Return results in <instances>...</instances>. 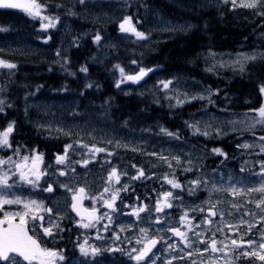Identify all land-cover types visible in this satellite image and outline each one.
I'll return each mask as SVG.
<instances>
[{"label":"snow or ice","instance_id":"snow-or-ice-1","mask_svg":"<svg viewBox=\"0 0 264 264\" xmlns=\"http://www.w3.org/2000/svg\"><path fill=\"white\" fill-rule=\"evenodd\" d=\"M218 2L233 12L247 11L264 26V0ZM119 3L122 15L108 17L104 13V16L118 33L134 38L136 42L150 40L153 31L175 33L194 27L187 21L177 23L166 18L144 0H119ZM76 4L84 9L83 13L73 10ZM137 5L144 8L143 15L139 8L131 11ZM54 6L63 8L66 15L62 18L49 13L52 7L49 0H0V8L18 9L31 20H38V38L45 42L55 35L47 33L52 29L59 30L61 24L65 35L70 34V25L65 23L68 17L84 18L90 8L111 7V4L106 0H96V3L75 0L73 8L61 3ZM91 15L93 20L97 19L95 13ZM150 22L154 27L145 30V25ZM7 31V28H0V32ZM87 35L89 33L84 32L72 36L69 47L80 45L81 38ZM107 39L100 29L91 35V43L98 51L101 47L116 48L110 41L106 43ZM67 51L62 45L56 46L48 71H53V65H59L66 76L84 74L83 86L79 93H74L82 101L86 98V90L100 89L89 75L91 63L103 61L93 53L73 71ZM217 55L226 54L208 49L206 57L212 59L213 64L205 71L231 66L234 71L248 74L259 106L248 108L242 114L243 119L220 120L207 109L208 105H216L213 95L221 89L203 86L194 78L189 82L175 74L157 79L152 86L155 92L151 93L154 104L166 101L171 110L198 101L202 109L197 111L202 115L197 120L190 113V119L184 120L183 126L175 130L157 121L154 135L172 146H161L153 151L146 150V140L133 142L118 136L119 131L141 119L148 107L138 109L136 113L130 111L119 120V128L112 126L111 131L95 127L86 130L96 121L115 124L111 120L114 98L109 96L98 106L95 101H89L85 109L91 111L79 112L77 102H70L68 118L74 123L68 124L64 119L55 118V113H51L52 106H42L45 115L51 114L53 119L28 122L38 135L57 141L56 150L46 153L39 143L32 142L36 137L29 138L27 133L20 131L22 124L18 117L9 118L8 110L15 108V104L9 102L4 95L6 89L0 87V264H264V134L256 135L257 131L264 133V50L253 48L248 52L227 54L234 55L235 58L230 60L217 61ZM127 67L133 70L126 71ZM160 67L157 64L147 67L142 60L133 59L128 65L114 63L108 71L118 74L114 87L120 90L128 88V82L136 85L146 82V78ZM250 67L257 71L249 72ZM16 68V62L0 55V69H7L14 75ZM192 87H198L199 91L193 92ZM44 88V84H37L35 91L25 93V118L31 108L27 99ZM52 91L68 92L69 86L64 83ZM139 95L144 96V92ZM97 107L99 111H95ZM221 112L233 117L237 115L226 109ZM81 120L83 123L75 122ZM152 130L153 126L149 125L141 128L140 133H152ZM185 130L191 137L212 138L208 143H223L216 138L227 136L229 132L239 133L242 142H236L230 154L219 146L190 145ZM96 131L101 132L99 139L93 135ZM131 131L135 133V129ZM245 133H249L251 139ZM18 135H23L25 140H16ZM65 138L66 143L63 142ZM156 147V144L152 145L153 149ZM184 147L189 151L185 152ZM119 149L147 157V168L143 160L140 164L124 162ZM73 156L78 158L73 159ZM207 157L219 161L215 168L207 170L203 165L202 161ZM229 163L233 164L232 168L227 167ZM96 165L103 175L90 180ZM165 166L163 172L152 170ZM129 170L134 174L129 175ZM183 173L192 178L182 182L180 174ZM150 179L157 182L158 188L145 187L142 196L135 195L131 186ZM25 192L28 194L24 195ZM185 193L189 201L197 202L186 201ZM197 193L206 195L199 199Z\"/></svg>","mask_w":264,"mask_h":264},{"label":"trees","instance_id":"trees-1","mask_svg":"<svg viewBox=\"0 0 264 264\" xmlns=\"http://www.w3.org/2000/svg\"><path fill=\"white\" fill-rule=\"evenodd\" d=\"M144 2L150 7L154 5L160 10V14L166 18L177 23L187 21L194 25V27L184 32L175 33L153 31L150 40L137 42L134 46L136 50L133 52H131L130 47L134 45V42L131 40V37H128L122 40V46L118 47V53L105 57L97 55L103 62L91 63L89 79L98 83L100 89L97 90L93 87L90 90H86V98L82 101L74 93H79L80 88L83 86L85 82L84 74L80 73L76 77L60 78L53 75L54 71H48L49 65L44 60H35L31 55L21 56L19 52L13 51L0 53V55L6 56L18 64V67L14 70V75H10L7 69H0V87L6 89L9 102L15 104V108L8 110L11 113L9 118L18 117L22 124L20 131L27 133L29 138L36 137L37 139L32 142L39 143L46 153L56 150L57 141L55 138L38 135L33 130V127L26 124L23 104L21 102V98H23L25 93L33 92L32 89H35V83L44 84L45 88L41 91L49 95L63 93L54 92L52 89L67 83L69 86L67 94L80 99L76 104L77 111L79 112L91 111V109H85V105L89 101H95V104L98 106L106 97H113L114 99L111 102V120L115 124L110 126L119 127V120L127 116L130 111L136 113L138 109L142 110L148 107V110L143 113L141 119L134 120L129 125L130 128H134L137 131H140L141 128H147L149 125H152L154 130V125L157 121L165 127L175 130L183 126L184 120L190 119V113L193 115L202 113L197 111L198 109H202V104L198 101H192L190 104L171 110L167 105L154 104L145 88L141 91L144 92V96H140V92L138 91L125 95L114 87V80L118 74L108 71L111 65L117 62L122 65H128L131 60L137 59L142 60L144 66L147 67H151L154 64L160 65L159 70H154V75L150 74L147 84L152 83L153 76H158V73H162V75L164 73L166 77L175 73L185 78V80L192 81L194 78L195 81L199 80L204 86L210 85L213 88L221 89L219 93L213 95L216 105H208V112L223 114L221 109H226L228 113L243 114L248 108L259 106L254 86L250 82L248 74H241L238 70L234 71L231 66L217 67L213 72L205 71L206 67L213 64L211 62L212 59L206 57L209 48L216 53H235L238 51H248L253 48L264 50V35H262L264 33V26L260 25L258 18L251 16L247 11L242 12L237 10L233 12L231 9H225L219 5L218 0H144ZM106 3H110L111 7H98V9L108 15L111 9L115 7L116 11L108 15V17L122 15L119 11L120 3L118 1L109 0ZM52 7L49 8V13L61 16L66 14L63 9L52 10ZM137 8H139V12L143 15L144 8L139 7V5L132 7L131 11L135 12ZM149 20H151V13H149ZM105 21L113 35L116 32L114 24L106 18ZM31 22V20L25 18H23L21 24L16 22L11 30L13 33L11 36H8V39L12 38L21 41L33 39L34 29ZM95 24L96 30L99 29V26H101L100 22ZM155 26L159 27L158 25ZM153 27L154 24L150 22L145 25V30ZM245 37H247L246 40ZM92 45L91 39L87 37L80 45L71 47L69 58L72 61L73 71H76L79 64L84 63L85 59L93 54ZM248 71L255 72L257 68L250 67ZM29 81H31L32 86L27 84ZM151 85H154V82ZM225 94H227V99H225ZM95 111H99L98 107ZM102 124L104 123L96 121L93 125ZM261 134L264 133L257 131L256 135L259 137ZM184 135L189 142H193L198 146L204 144H207L208 148L219 146L230 154L235 143L242 141L239 133L231 132L227 136L217 139L223 141V143H208L212 139L210 137L188 136L186 130ZM245 136L251 138L249 133H245ZM16 140L24 141L25 137L18 135ZM67 141V138L63 140L64 143ZM218 163L219 161L212 157H208L203 161V165L208 169L215 168ZM227 167H233V164L229 163ZM180 175L184 177L190 176L187 173ZM145 187H155V181L148 180L143 184L141 183L138 187L139 195H143ZM27 194V192L24 193V195Z\"/></svg>","mask_w":264,"mask_h":264},{"label":"rangeland","instance_id":"rangeland-1","mask_svg":"<svg viewBox=\"0 0 264 264\" xmlns=\"http://www.w3.org/2000/svg\"><path fill=\"white\" fill-rule=\"evenodd\" d=\"M70 1L74 5L75 0H70ZM106 1H109V0H106ZM110 1H118L119 2V0H110ZM57 3H59V2L58 1H50V4H52V6L54 7V8L52 7V10L57 9L54 6ZM92 3H96V0H92ZM61 4L67 6L68 8H73V5L68 4L67 2H62ZM141 8H143V7H141ZM61 9H63V8H61ZM73 10L76 11L77 13H83L84 12V9L79 7L78 4H76V6L74 7ZM115 11H116V9H115V7H113L108 15L113 14ZM88 13L89 14L85 15L84 18L70 17V18H67L65 20V23L70 25V28H71L70 34L65 35L64 26L62 24L58 25V29L59 30L52 29L48 33L55 31L56 34H57L58 39H60L59 40V45H62L63 48H67L69 50L70 49L69 48V44H70V41H71V38H72V32H74V30L72 29V20L73 19H77V21H78V23L80 25V27H78L79 28L78 29L79 32L80 33L88 32L89 35H87V36L90 39H91V35L94 34L95 31H96V28L93 25H96L95 23L100 22L101 26H99V29L102 31V34L106 35L107 38H108L106 43L110 41L112 44L116 45V48L115 49H111V48L105 49V48L101 47V49L98 51L97 47L95 45H92L93 46L92 52L96 53V55H100L102 57H105V55H103V53H105V52L109 53V55L118 53V51H119L118 47L122 46V40L127 39L128 36H124V35L118 33L117 31L115 32L116 34L114 33L112 35V32L109 29V27H108V25H107V23L105 21V16H104L105 12H102L100 10L98 11V10H96L94 8H90L88 10ZM91 13H95L96 14V16H97L96 20H93ZM39 36H40V30H39V33H38V37ZM84 38H85V36H84ZM131 40L134 42V45H131V47H130L131 52H133V51L136 50L134 46L137 44V42L134 40V38H131ZM50 42H51V40H49L48 42H45L42 38H37V42H35L36 44H33L32 39H26L24 41H21V40H15V39H12V38H10V39L4 38V39H0V49H3L4 51H6V53H9L10 51H13V52H19V53H21L23 55H28L29 54L35 60H39V61H41L43 59H46L45 57H43V55H44L43 53H45L47 55V57L49 56L48 59H49V62H50L52 59H54V51H55V48H56V47L54 48L53 46H51ZM258 50H260V49H258ZM248 51H250V50H248ZM248 51H238V52H248ZM225 54L226 55H224L222 57L217 55L216 60L217 61L221 60V59L230 60V59H234L235 58L234 55H232V56L227 55V54H234V53H225ZM109 55H106V56H109ZM4 58L8 59L6 57H4ZM211 62H213V60H211ZM53 67H55L56 69H60L59 65H53ZM56 69H54V70L59 73L60 71H58ZM132 70H133L132 67H127L126 68V71L131 72ZM175 75H177V74H175ZM153 77H154L153 82L155 84V81L157 79L167 78L168 76L167 77L164 76V73H163V75H162V73H158V76H153ZM184 80H185V78H184ZM186 81H188V80H186ZM197 81L200 82L199 80H197ZM189 82H191V81H189ZM34 83H35V81H34ZM147 83H148V78H146V82L140 83L139 85L132 84V82H128L129 87L128 88H122L119 91L123 92V93L127 92L128 94H130V93H134L136 91L141 92L145 88L147 94L150 95L151 99L153 100V95L151 93L155 92V89L152 88V86H153V85H151L152 83H149V84H147ZM200 84L203 85L201 82H200ZM191 90L193 92H195V91H199V88L198 87H192ZM67 93L68 92H63V93H60V94L49 95L48 93L40 91V92H37L35 96L29 97L27 99V103L29 105H31V108L29 110V115L26 118V123L30 124L32 126V124L28 122L29 120L40 119L41 121H43V120L53 119V116L51 114L45 115L43 107H42L44 105L52 106L51 107V113H55V118L56 119H64V122L66 124L74 123V121H72L71 119L68 118V113L71 112L70 102H72V101L79 102L80 99L78 97H76V96L72 97V96H70ZM21 100L23 102V106L25 107V96L23 98H21ZM161 104L167 105V102L162 100ZM38 105L40 107H38ZM61 106H64V107H61ZM209 113L219 117L220 120H229V119H237V120H239V119H243V115L242 114H237L235 117H233L232 115H225V114L214 113V112H209ZM201 115H202V113L201 114H197V115H193V118L199 120V119H201ZM24 116H25V114H24ZM204 119L207 120L208 117L205 116ZM75 122L83 123L82 120L81 121H75ZM237 126L239 127V125H237ZM91 127H95L96 129H104L105 131H111V127L112 126L104 125V124H102V125H92V126L89 127V129H86V130H90ZM115 127L119 128L118 126H115ZM131 129H134V128L128 127L127 129H123L122 131H119L118 132V136L119 137H123L125 140L131 139L133 142H135L138 139H143V140L148 141V147L146 149L147 151L159 150V148L161 146H163V147L172 146V145H170L167 142H163V138L157 137V136L154 135V133L157 131L156 128L152 131V133H144V134H141L140 131H137V130H135V133H132ZM225 131H227V127H225ZM93 135H95L97 137V139H99L100 136H101V132L100 131H96V132L93 133ZM45 137H47V136H45ZM47 138H53V137H47ZM219 138H221V137H219ZM219 138H216V139H219ZM85 139L88 140L89 138L87 136H85ZM249 139H251V138H249ZM153 144L157 145L156 149L152 148ZM189 144L190 145H194V146H198L197 144H195L193 142L192 143L189 142ZM180 146L183 147V145H180ZM118 151H119L120 156L123 157L124 162H128L130 160V158H131L133 163L140 164L142 162V160H143L144 166L147 168V162H148V158L147 157H143L142 158L140 156V154L132 153V152L126 151L124 149H119ZM184 151L185 152L189 151V148L184 147ZM77 158L78 157L73 156V159H77ZM207 158H205V159H207ZM203 161H202V163H203ZM113 162L116 163L117 161L114 160ZM152 163H155V160H153ZM120 166L122 167V165H120ZM228 168H232V167H228ZM98 169H99V165H96V166H94L92 168L93 175L89 177L90 180L96 179L97 177L103 175V173L99 172ZM206 169L207 170H211V169H208V168H206ZM152 170L153 171L163 172L164 170H166V166L164 168H160V169L153 168ZM132 174H134V173L132 172ZM132 174H129V175H132ZM190 178H192V176L184 177V176L180 175V179H181L182 182H183V180L190 179ZM122 179H123V177H122ZM97 182H99V181L97 180ZM137 182L139 184L140 181H137ZM156 186H158V184H156ZM136 195H139V194L137 193ZM197 195L201 196V197H199V199H204L206 193H203V194L197 193ZM184 199L186 201L190 202V203L197 202L195 200L189 201L187 193L184 194ZM173 215H176V213H173Z\"/></svg>","mask_w":264,"mask_h":264},{"label":"flooded vegetation","instance_id":"flooded-vegetation-1","mask_svg":"<svg viewBox=\"0 0 264 264\" xmlns=\"http://www.w3.org/2000/svg\"><path fill=\"white\" fill-rule=\"evenodd\" d=\"M57 1L59 3L63 2V0H57ZM24 15L25 14L21 10L0 9V28H7L8 29L7 32H0V38H6L9 35V33L11 32V30L13 29L16 22L18 24H21V21H22V18L24 17ZM78 27H80V25H79L77 19H73L72 20V29L74 30V32H72V36H80L81 33L79 32ZM38 33H39V22L37 21V24L35 26V31H34V35L36 36V39L33 40V42L34 41L37 42ZM83 39H84V36L81 38V40H83ZM58 40H60V39H58ZM58 44H59V42H58ZM53 75H55V74L53 73ZM129 161L132 162V159L130 158ZM78 171H79V168H78ZM129 174H132L131 170H129ZM131 187L133 189H135V195H136L138 193L137 192L138 182H135ZM125 198L126 199L129 198L128 194H125ZM86 204H87V202H86Z\"/></svg>","mask_w":264,"mask_h":264},{"label":"bare ground","instance_id":"bare-ground-1","mask_svg":"<svg viewBox=\"0 0 264 264\" xmlns=\"http://www.w3.org/2000/svg\"><path fill=\"white\" fill-rule=\"evenodd\" d=\"M94 9H96V10H98V11H99L98 7L94 8ZM173 74H175V73H173ZM173 74H171V75H173ZM164 76H165V75H164ZM131 94H133V93H131Z\"/></svg>","mask_w":264,"mask_h":264},{"label":"water","instance_id":"water-1","mask_svg":"<svg viewBox=\"0 0 264 264\" xmlns=\"http://www.w3.org/2000/svg\"><path fill=\"white\" fill-rule=\"evenodd\" d=\"M0 9H5V8H0Z\"/></svg>","mask_w":264,"mask_h":264}]
</instances>
